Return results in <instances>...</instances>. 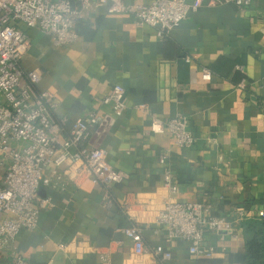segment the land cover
<instances>
[{"label":"crops","instance_id":"1","mask_svg":"<svg viewBox=\"0 0 264 264\" xmlns=\"http://www.w3.org/2000/svg\"><path fill=\"white\" fill-rule=\"evenodd\" d=\"M79 22L85 33L68 47H57L47 34L21 24L31 41L23 67L41 71L38 88L55 95L56 118L67 119L61 138L69 136L76 120L94 111L104 116L103 125L91 127L86 145L106 149L111 164L128 177L108 188L86 175L74 178L70 163L49 166L44 176L53 177L54 184H42L40 196L53 205L43 208L39 226L23 230L1 260L150 264L152 255L135 256L133 240L122 231L133 219L143 224L148 247L170 253L167 264L240 262L244 225L264 212V0L243 8L205 0L171 32L140 26L129 15L109 14L100 4ZM204 69L211 80L203 78ZM118 83L128 101L121 117L101 103ZM142 104L146 111L138 107ZM178 115L188 117L196 137L190 148L175 145L170 133L149 132L152 117ZM163 155L168 156L165 165ZM166 170L179 186L174 195L165 186ZM0 174L1 179L2 169ZM171 197L201 201L210 215L240 230L236 235L207 233L206 245L217 249L213 257L191 254L186 241L168 242L157 223Z\"/></svg>","mask_w":264,"mask_h":264},{"label":"built area","instance_id":"2","mask_svg":"<svg viewBox=\"0 0 264 264\" xmlns=\"http://www.w3.org/2000/svg\"><path fill=\"white\" fill-rule=\"evenodd\" d=\"M204 1L0 0V169L4 171L0 179V264H31L21 256L13 262H3L1 257L14 248L23 230H35L43 208L53 205L51 199L40 196L42 184H54L53 177L44 176L49 166L60 168L70 163L69 170H72L74 178L86 175L93 183L108 188L123 183L128 177L127 173L111 164L106 149L90 143L86 145L91 127L105 123L103 115L94 111L87 118L76 120L69 136L61 138L67 119L56 118L58 102L55 95L38 88L43 78L41 71L24 69L23 58L31 47V41L20 25L39 29L50 36L57 47H68L79 40V20L95 4L106 6L109 14L132 16L140 26H155L163 32H171L192 12H197ZM253 2L208 0L212 6L234 4L241 8ZM203 78L211 80L212 74L208 69H204ZM240 87H245V81ZM126 94L122 84H115L101 103L111 105L115 116L121 117L128 108ZM138 107L147 110L145 104ZM149 132L170 133L175 145L184 148L196 143L189 119L184 115L168 120L154 116ZM167 158L163 155L161 164H167ZM55 177L56 180L61 179L58 172ZM164 179L171 194H176L179 186L170 170L164 172ZM111 197L108 194L109 206L113 202ZM124 206L129 212V202ZM209 212V207L201 201L183 202L171 197L156 219L168 242L186 241L191 254L213 257L217 249L206 245L207 233L227 231L236 235L240 229L228 219L212 216ZM122 231L133 240L135 256L152 255L150 264H167L171 258L170 253L146 245L142 223L131 219V224Z\"/></svg>","mask_w":264,"mask_h":264},{"label":"trees","instance_id":"3","mask_svg":"<svg viewBox=\"0 0 264 264\" xmlns=\"http://www.w3.org/2000/svg\"><path fill=\"white\" fill-rule=\"evenodd\" d=\"M82 28L79 32L85 33ZM246 234L245 253L240 262L245 264H264V216L248 220L244 225Z\"/></svg>","mask_w":264,"mask_h":264},{"label":"rangeland","instance_id":"4","mask_svg":"<svg viewBox=\"0 0 264 264\" xmlns=\"http://www.w3.org/2000/svg\"><path fill=\"white\" fill-rule=\"evenodd\" d=\"M4 172V171H3ZM1 175V174H0Z\"/></svg>","mask_w":264,"mask_h":264}]
</instances>
